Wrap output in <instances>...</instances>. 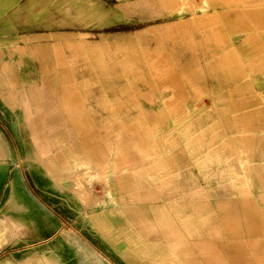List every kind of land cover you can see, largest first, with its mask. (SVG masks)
<instances>
[{"label":"rangeland","instance_id":"374dc122","mask_svg":"<svg viewBox=\"0 0 264 264\" xmlns=\"http://www.w3.org/2000/svg\"><path fill=\"white\" fill-rule=\"evenodd\" d=\"M202 1L179 0L173 6H161L159 0H2L0 48L9 49L4 59L14 67L21 80L22 103L15 107L14 99L11 106L0 100V139L8 151L5 156L0 155V264H200L201 259L202 264H234L226 262V256L221 261H213L217 256L204 250L203 254L173 255L163 245H156L161 239L156 234L158 231L148 235L146 229L148 217L154 218L155 208L168 199L187 202L184 210L179 204L174 206L176 214L180 215V210L182 213L191 210V195L204 199L207 202L205 208L213 209L214 199L228 195L240 197L243 194L241 185L249 183L252 152L244 146L241 155L246 160V167L242 170L237 145H223L222 140H216L218 136L212 140L211 134L217 132L218 114L221 116L222 113L217 106L230 104L231 99L244 102L243 90L250 80L242 76L243 64L239 66L243 70L242 75L236 73L234 78L220 80L215 76L218 63L200 61L211 59L213 52L210 45L214 43L207 34L214 35L215 32L210 28L212 23L206 25L210 29L205 31L204 24L193 23L192 16L201 18L196 14L201 10L190 11L185 5H199ZM208 2L210 5L204 9L205 12L211 9V1ZM181 4L183 10H180ZM242 33L238 32L237 45L243 44ZM125 39L128 43L121 45L133 49L136 55L126 53L121 56L115 52L113 58L127 65L124 67L120 63L122 67L115 69L111 66V59L106 56L112 79L103 78L102 81L98 68L92 63L95 59L89 56L90 48H103L106 44L113 47V43ZM237 53L244 54L242 50ZM104 64L103 76L107 70ZM172 70L180 72L189 91L187 116L197 108L202 111L188 122L187 130L185 126L183 131L178 129L167 134L169 132L166 130L179 122V118L175 117H169L167 125L156 124V133L167 139L160 146L164 155L155 161V173L178 168L180 175L174 177L172 183H165L162 192H156L151 198L137 196L139 190L133 196L128 183L131 180L130 171L126 167L113 168L115 154L121 158L129 154V151H122L125 143H130L129 135L122 129V122L130 123L137 118L138 106L154 114L164 106L166 99L172 98L173 95L164 90L170 86L155 84L157 77L167 76ZM49 74L54 77L51 82L57 84L56 89L51 87L46 77ZM66 75L69 76L68 80L74 82L71 85L84 100L82 109L77 113L85 117V122L91 127L103 132L98 139L110 140L108 146L112 140L114 142L104 165L107 172H102L103 168L99 165L95 169L85 165L86 183L75 181V191L68 187L64 190L56 188L44 173V167L33 159L37 146L44 150L40 151L42 156H46V151L52 149L57 152L58 148L65 149L64 146L78 143L77 127L80 125L74 123L80 124L82 121L78 117L68 118L62 110L66 106L56 100V95L72 91ZM252 81L255 85L256 80ZM221 84L235 89L227 90ZM32 89L44 102V112L52 109L58 114L50 117L46 123L48 126L42 127L43 131L40 132L32 128V119L28 115L30 110H34L30 102ZM130 94H134L138 106L128 102ZM251 97L259 98V94L247 95L248 101ZM109 101L113 104L106 105ZM115 107L119 109L113 110ZM170 112L173 114L174 111L171 109ZM205 115L216 118V125L206 120L196 124V118ZM122 130L126 138L120 140ZM197 134L199 137H196ZM210 145L215 150L222 151L224 148L225 154L229 151L228 155L239 170L235 187L220 178L221 163L210 164V170L214 171L212 173L200 171L199 165L193 161V154H203ZM77 153L80 156L81 153ZM180 153L186 158L184 162L187 165L180 163ZM26 154L32 158L30 162L26 160ZM172 155L177 157L170 161ZM64 160L70 163L69 166L65 162L63 168L58 167L55 171L60 179L70 185L71 179L79 175L73 171L78 164L72 157ZM153 161V158H146L143 164ZM160 161L166 164L165 167H160ZM122 171L125 172L124 177ZM103 175L106 178L104 181ZM119 175L124 187L116 177ZM139 179L142 176H137L136 181ZM82 185L84 188L80 189ZM78 189L89 194L88 199L80 197ZM124 197L126 201L122 200ZM123 202L140 204L141 207L122 206ZM117 208L123 213L114 210ZM145 212V217L136 216ZM201 233L205 236L207 230L202 228ZM260 236L252 240L258 244L264 243V234ZM59 238L61 242H58ZM245 250L250 251L248 246ZM244 252L247 258H252L247 251ZM196 257L199 259L197 263L192 262ZM255 257L243 264H264V249L262 254H255Z\"/></svg>","mask_w":264,"mask_h":264},{"label":"crops","instance_id":"0c3cea01","mask_svg":"<svg viewBox=\"0 0 264 264\" xmlns=\"http://www.w3.org/2000/svg\"><path fill=\"white\" fill-rule=\"evenodd\" d=\"M178 1L179 0H159V4L161 6H173ZM210 1L211 9L209 8L207 12H205L204 9L209 4L208 0H203L199 5L194 3L185 5V8L190 11H196L197 9L203 10L202 12H196L197 15H201V18L197 19L194 15L192 16V22L195 24H204V31L212 27V30L215 32L214 35L210 33L207 34L209 38H213L212 42L214 43L210 45V49H212L211 53L213 52V54L210 55L211 59H201L200 61L218 63V70L215 71V73H217L215 76L220 80L234 78L236 73L242 75L243 70L239 68V66L243 64L244 72L242 76L250 80L249 82L247 81V86L243 90L245 96H243L242 99L244 102H234L231 99L229 101L230 104L227 103L223 106H217L222 113L221 116L218 114L217 132L213 129L216 133L214 132V134H211L213 136L211 139L214 140L216 136H218L216 140H222L221 144L223 145L227 144V146H229V143H231L233 147L237 145L236 149L239 152L238 155L240 156L239 159L242 170H245L246 167V160L244 156L241 155V153H244V146H247V150L250 151V153L252 152L251 154L253 155L250 159L251 169H249L248 177L249 186L246 183L241 185L243 194L240 197L228 195L226 197L217 198V200L214 199L212 205L215 206V208L213 209L205 208L207 202L204 199H199L191 195L189 199L191 210L182 213V210L179 209L181 215L176 214L177 211L174 206L179 204L184 210V206H187V202L168 199L155 208L154 218L150 219L148 217L146 229L148 235L158 231L156 234L159 235L161 239L159 240L160 243L156 245H163L165 248H168L169 252L173 255L180 253L203 254L204 250V252L210 255L217 256L212 259L213 261H221L224 259V256H226V262L243 264L248 260L256 259L255 254H262L264 249V243L258 244L255 240H252L253 237L264 234V0ZM2 5V0H0V6ZM181 5L180 10H183L184 6ZM210 23H212L213 26L208 28L206 25ZM241 31L244 32L242 33L244 37L243 44L237 45L236 40L238 39V32ZM126 43H128V40L125 39L113 43V47L106 44L103 48L99 46H92L90 48L89 56L95 59L92 63L95 68H98L99 77L102 81L103 78L112 79V71H110L111 68L106 61V56L111 59V66L115 69L116 67H122V65L124 67L127 66L124 61H117L113 58L115 52L121 56L126 53L136 55L133 49L121 45ZM241 50L244 54L237 53V51ZM24 51L27 52V49ZM0 52L2 53L0 54V96H3L2 98L0 97V100L11 106L12 99H14L13 104L16 107L22 103L20 102L21 88L19 85L21 80L14 67L4 59L9 49L0 48ZM139 53L140 55L142 54L141 51H139ZM165 62H167V60ZM104 63L107 67L105 76H103ZM120 63H122V65H119ZM46 77L50 82L54 78L52 74ZM65 78L67 79V83H70V85L72 83L74 84L72 80H68V75H66ZM252 80H256L255 85ZM155 84L158 86H170L165 87L164 90L170 92V94L173 95L172 98L166 99L164 106L152 114L142 110L141 107L138 106L134 94H130L131 97L128 99V102L138 106L139 111L137 118L130 123L122 122V129L124 128V132L130 137V143H125L122 151H129V154L122 158L115 154L113 161V168L124 169L126 167L127 170L130 171L131 180H128V183H130L129 189H131L132 195L134 196L136 190H139L137 196L146 199L155 196L156 192L161 193L165 183H172L173 178L180 175L178 168L174 171L165 170L160 174H156L157 169L155 167V161L163 158L164 154L160 146L164 143L163 141L167 139V137H163L156 133V124L167 125L168 118L175 117L179 118V122H177L173 128H168L166 132L168 131L169 133L167 134H170L171 131L178 130L177 126L181 131H183L186 126L185 129L187 130L188 122L202 111L201 108H197L191 115L187 116V96L189 91L180 72L172 70L167 76L160 75L159 78L157 77L155 79ZM250 84H253V86ZM56 85L55 82H51L52 88L54 86V89H56ZM221 85V87H227L224 86L226 84ZM229 88L232 87H227V90ZM71 89L72 91L69 94L56 95V100L59 103L61 102L62 106H66V108L63 106L62 110L65 111L68 118L76 119L78 117L80 121H82L80 124L74 123V125H80L77 127L79 131L78 143L64 146L65 149L58 148L57 152H53L52 149L46 151V156H42L40 151L44 150L37 146L34 148L36 155H34L35 157L33 159L44 167V173L50 177L56 188L64 190L68 187L75 191V178L71 179L70 185H67L64 179H60L55 169L58 167L63 168L66 162L64 158L72 157L75 159L76 164H78V168H82V170L78 171V168L73 170L79 175L87 173V171L83 170L85 165L89 167V169H95V167L99 165L103 168L102 172H107L104 170V165L107 162L108 152L114 142L112 140L111 145L108 146L110 140L107 138H104V140L103 138L98 139L103 132H101L99 128L91 127L88 122H85L87 119L77 113L78 110L82 109L84 100L73 85H71ZM192 93H194L193 90ZM258 94L259 98L254 97L252 99L251 97L249 98L250 101H248L247 95L255 96ZM36 95V92L32 89L30 91V102L34 110H30L28 115H30L31 117L29 118L32 119V128H34L36 132H40L43 131L42 127L48 126V124H46L47 120L50 117L54 118L58 114L52 109L49 110L50 112L47 110L44 112L42 107L44 106V102ZM105 104L112 105L113 103L109 101V103ZM114 109L117 110L119 108L115 107L113 110ZM171 109L177 113L173 112L172 114L170 112ZM204 120L211 122L213 126L216 125V123H214L216 118L213 116L207 118V115L202 118H196V124ZM46 131L50 132V129ZM123 134L122 130L120 136L123 138L120 137V140L126 138ZM196 137H199V134H197ZM103 142H105L104 147ZM241 142L244 145L241 146ZM223 149L224 148H222V151L217 149V151L210 145L203 154L195 153L192 158L193 161L199 165V169L202 172L210 171L213 173L214 171H211L209 168L210 164H212V162L221 163L220 178L223 180L226 179L225 181L234 186L236 182L235 178L239 170L236 169L231 156L228 155L229 151L225 154ZM77 152L81 153L80 156ZM158 152L160 153L158 154ZM5 154H8V151L2 139H0V155L5 156ZM150 154L153 155L150 156ZM182 154L183 153H180L179 157L180 163H186L187 165V162H184L186 158H184ZM170 157H172L170 161H173L177 156L174 157L172 155ZM146 158H153L154 161L142 165ZM26 160L30 162L32 158L26 154ZM66 163H68L66 165L69 166L70 163L68 161ZM159 163L160 167H165L166 165L161 161ZM116 171L119 172L118 170ZM245 173H247V170ZM122 174V177H124L125 172L122 171ZM137 176H142V179L136 181ZM149 183H153L154 185L152 186ZM194 192L195 194L197 193L196 191ZM125 196H127V194ZM122 200L126 201V197L122 198ZM14 205H18V203ZM121 205L141 207L140 204H128L126 202H123ZM114 210L122 212L119 208ZM133 214L135 213L133 212ZM146 215L145 212L143 215L138 213L136 216L145 217ZM202 228L207 230V235H202ZM59 241L61 242V238L58 239V242ZM237 243H242V245H236ZM149 244L151 245L152 242H149ZM246 246H248L250 251L245 250ZM257 250L260 251L256 252ZM244 251H247L252 258H247L246 255H244L246 254ZM197 260L199 259L196 257L192 262L197 263ZM200 264H202V259Z\"/></svg>","mask_w":264,"mask_h":264},{"label":"bare ground","instance_id":"6f19581e","mask_svg":"<svg viewBox=\"0 0 264 264\" xmlns=\"http://www.w3.org/2000/svg\"><path fill=\"white\" fill-rule=\"evenodd\" d=\"M19 98V97H18ZM177 128L179 129V127L177 126ZM176 128V129H177ZM142 165H144V164H142ZM92 172V171H91ZM97 172V171H96ZM88 174L90 175L91 173H89L88 172ZM84 175H86V173L84 174ZM84 175H77V176H75V180L76 181H79V183H81L82 182V184H85L86 183V179H87V177H85ZM93 175H94V173H93ZM95 176V175H94ZM117 178H118V181H119V183H120V185L122 186V187H124V185H123V181H122V178L120 177V175L119 176H116ZM104 180H106V178L104 177V175H103V181ZM81 188H84L83 187V185H82V187H80V189ZM80 189H78V190H80ZM85 191L83 190V191H77V193L79 194V196L80 197H82L84 200H86V199H88V196H89V194L87 195V193H84Z\"/></svg>","mask_w":264,"mask_h":264}]
</instances>
